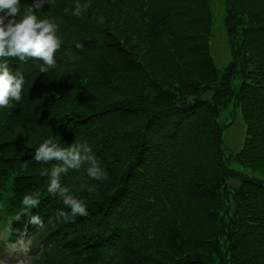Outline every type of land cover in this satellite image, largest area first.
Segmentation results:
<instances>
[{"label": "trees", "instance_id": "obj_1", "mask_svg": "<svg viewBox=\"0 0 264 264\" xmlns=\"http://www.w3.org/2000/svg\"><path fill=\"white\" fill-rule=\"evenodd\" d=\"M78 2L90 5L80 16L77 0L36 13L58 25L55 68L8 58L25 82L22 99L0 108V209L44 221L29 223L45 244L35 264H264V180L229 165L219 123L225 107L241 109L246 138L233 159L264 173V0H225L239 42L222 74L210 52L213 0ZM48 138L87 142L106 171L99 182L86 166L61 177L87 216L55 220L68 209L42 173L57 162L32 160ZM26 193L40 203L21 214Z\"/></svg>", "mask_w": 264, "mask_h": 264}, {"label": "clouds", "instance_id": "obj_2", "mask_svg": "<svg viewBox=\"0 0 264 264\" xmlns=\"http://www.w3.org/2000/svg\"><path fill=\"white\" fill-rule=\"evenodd\" d=\"M50 0H33L31 6L21 11L20 0H0V108L12 106V102L22 99L24 76L15 74L8 66V58L18 57L21 61H42L39 72L47 74L49 69L57 64L56 53L60 50L62 41L57 35L58 25L51 19H40L37 12L41 11ZM89 4L81 5L78 0L72 14L80 16L87 11ZM103 21L101 18L100 22ZM77 49L83 45L77 43ZM71 58V57H70ZM32 160L37 163L56 161L50 169H44L43 175L48 177L47 192L53 197H59L64 207L57 209L56 221H68L72 217L87 216L86 202L70 194V189L62 185L61 177L70 170L79 171L86 166L87 177L90 180L103 181L107 179L106 171L100 166V161L87 142L76 141L67 147H62L53 138L45 139L36 149ZM27 166L26 164L24 165ZM89 193L97 191L96 185L81 183L80 191ZM23 212L30 214L33 208L39 206L40 199L34 193H26L22 199ZM51 219V217H50ZM29 223L42 228L44 221L39 215H30ZM10 257L0 258V264H25L30 253V240L21 236L14 243H9Z\"/></svg>", "mask_w": 264, "mask_h": 264}, {"label": "rangeland", "instance_id": "obj_3", "mask_svg": "<svg viewBox=\"0 0 264 264\" xmlns=\"http://www.w3.org/2000/svg\"><path fill=\"white\" fill-rule=\"evenodd\" d=\"M225 16V0H213V30L210 36V52L220 74L224 72L225 67L233 60V47H237L239 42V36L235 40H231L227 31ZM238 81L239 79H237ZM219 123L224 128L222 150L224 156L230 158L229 165L243 171L249 176L264 180L263 172L243 166L233 159V156L242 148L246 138L247 126L241 109L233 105L225 107L219 116ZM237 181L232 179L230 181L231 186H236L238 184ZM29 240L31 247L32 239ZM10 255L9 249V255H0V258L10 257ZM29 259L28 255L25 264H31Z\"/></svg>", "mask_w": 264, "mask_h": 264}]
</instances>
